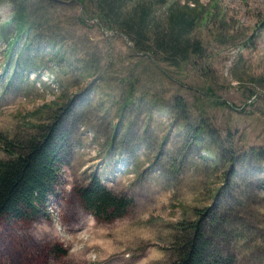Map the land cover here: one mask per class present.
Wrapping results in <instances>:
<instances>
[{
  "label": "rangeland",
  "instance_id": "rangeland-1",
  "mask_svg": "<svg viewBox=\"0 0 264 264\" xmlns=\"http://www.w3.org/2000/svg\"><path fill=\"white\" fill-rule=\"evenodd\" d=\"M56 115L59 196L0 220V264H171L205 211L211 253L264 264V0H0V159ZM95 174L133 199L122 218L84 210Z\"/></svg>",
  "mask_w": 264,
  "mask_h": 264
},
{
  "label": "trees",
  "instance_id": "trees-1",
  "mask_svg": "<svg viewBox=\"0 0 264 264\" xmlns=\"http://www.w3.org/2000/svg\"><path fill=\"white\" fill-rule=\"evenodd\" d=\"M170 11L172 40L163 45L173 48L176 54L189 49L195 52L193 44L183 48L178 45V39L195 29L199 18L197 10L184 4L181 7L176 5ZM176 108L181 109V104L177 103ZM203 132L202 126L195 129V138ZM66 145L60 115H56L49 126L40 127L39 134L26 142L5 144L4 150L9 157L0 159V220L5 217L27 220L49 216L47 205L51 197L59 196ZM79 195L84 210L99 221L122 218L133 205V199L109 190L96 174L88 186L79 189ZM201 216L191 233L180 237L182 245L177 260L171 264H231V261L225 263L219 255L211 253V240L206 237L203 222L208 216L207 211Z\"/></svg>",
  "mask_w": 264,
  "mask_h": 264
}]
</instances>
